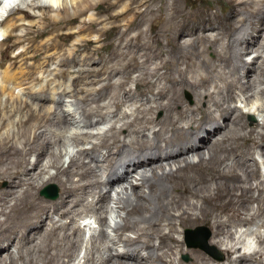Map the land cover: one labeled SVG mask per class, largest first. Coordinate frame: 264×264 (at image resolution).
<instances>
[{
	"label": "bare ground",
	"instance_id": "6f19581e",
	"mask_svg": "<svg viewBox=\"0 0 264 264\" xmlns=\"http://www.w3.org/2000/svg\"><path fill=\"white\" fill-rule=\"evenodd\" d=\"M13 1L17 2L2 1L0 16ZM42 1L45 8L66 16L62 21L64 26L74 22L75 18L63 7V0ZM227 1L229 11L218 15L202 9L187 10L182 7L181 0H97L94 4L88 0H72L80 15L100 11L90 15L76 30L61 36L63 41L80 36L70 49L62 51L66 60L75 62L80 47L86 49L93 42L86 38L87 34L99 35L95 43L100 42L104 32L113 40L106 57L108 63L99 50L80 56L83 64L89 61L96 66L77 70L79 75L72 83L73 90L61 94L69 97L67 95L74 91L83 93L81 84L94 81H85L84 73H94L96 83L102 80L106 83L94 91L97 99H87L89 94H81L78 99L84 107L74 101L70 104L73 109L69 107L65 111L63 100L54 107H46L40 103L45 99L34 97L44 93V88L28 89L24 96L31 95L32 102L24 101L23 95L13 94V89L25 86L29 79H38L23 68L13 72L14 66L2 73L0 93L7 95L11 106H5L7 110L0 107V264H34L36 255H50L51 242L56 237L64 240L66 246L56 251L57 262L53 258L56 263L50 256L46 263L43 258L41 264H64L62 259L74 254L80 228L73 224L71 228L69 224H57L51 216H66L74 223L75 216L92 207L98 221L105 225L110 200L116 201L125 214L120 219L122 225L114 222L115 239L103 230L100 232L99 242L108 253L104 260L98 261L100 264H264V234L251 230L260 218L262 222L256 225L264 228V180L255 182L259 166L253 160L254 151L264 147V117L257 126L262 131L246 130L242 111L229 105L236 96L234 89L247 96L256 81L263 82L264 59L257 66H253L257 63L254 60L249 68L245 57L256 47V52L264 51L263 41L259 42L263 38L260 33L264 29V0ZM251 4L255 7H250ZM100 14L103 16L95 17ZM142 24L148 26L146 31L140 28ZM5 28L10 30L13 24ZM162 39H166V44ZM249 40L253 41L252 45ZM61 46V43H53L46 48L56 54ZM35 56L34 53L30 55ZM140 66L147 67L148 71L133 78V92L125 85L129 83L130 73ZM121 71L124 76L115 75L118 78L112 81L113 72ZM216 73L221 83L211 84V77ZM58 74L63 75L65 71ZM111 87L117 91L110 96L108 105L116 112L130 103L129 106L134 107L133 120L118 129L114 123L103 134L82 136L79 132L84 122L80 119L81 113L83 120L96 115L95 112H99L97 116L101 120L112 113H102L104 105L85 107L98 103L103 91ZM185 90L194 93V102L206 99L207 107H192L183 98ZM222 91H225L224 97ZM136 97H142L139 106ZM33 104L39 107L38 111L32 108ZM156 110L162 111L160 119L151 116ZM256 110L264 113V106ZM134 112L141 116L133 115ZM122 115V118H129L126 113ZM155 127L158 129L154 130ZM123 130L132 137L128 143L121 137ZM147 130L151 131V137L145 134ZM241 130L246 132L238 135L236 132ZM109 132L113 134L108 138ZM64 133H70L75 143L94 136L102 140L89 150L77 152L80 163L71 158L68 167L63 168L62 156L56 147L60 146ZM102 149L106 151L104 156L100 155ZM31 156H34L33 162L29 161ZM85 159L88 162H84ZM48 168L55 170L54 179L61 187L57 204L63 208L69 205L71 209L67 208V212L65 208L60 211L56 203H46L36 196L45 183L43 175ZM133 175L140 184L133 185ZM74 176L80 184L74 183ZM3 182L6 186L1 188ZM103 187L110 191L117 187L115 198H111L110 191L102 194ZM85 195L96 197V200L84 203ZM199 227L211 231L209 244L225 255L222 262L216 260L213 247L207 246L201 251L185 246V239L187 241L193 234L190 231L196 232ZM127 231L134 232L135 237H126L124 232ZM178 234L184 239L178 238ZM251 235L257 249L249 253L241 251ZM110 242L112 246L121 243L123 253L112 254ZM185 254L190 256L187 263L180 258Z\"/></svg>",
	"mask_w": 264,
	"mask_h": 264
},
{
	"label": "rangeland",
	"instance_id": "374dc122",
	"mask_svg": "<svg viewBox=\"0 0 264 264\" xmlns=\"http://www.w3.org/2000/svg\"><path fill=\"white\" fill-rule=\"evenodd\" d=\"M2 1L3 0H0V4H2ZM25 1L21 2V1L17 0V2L9 3L10 5L7 8V12H4L3 13L4 15L0 16V86L3 84L2 79H1L2 73L5 72L6 69L9 68L10 66H14L13 72H17V70L19 68H21L20 70L24 69V71L26 70L25 72L29 71V73H31V74H29L30 76L32 75L33 78L38 79L37 81H33L32 79H29V80H27L25 86L17 87V88L13 87L14 88L13 94L14 95L18 94L21 96L23 95L22 99L24 101L27 100L29 102L31 100V98H33L31 95L24 96V93L27 92L28 89L31 88V89H34L35 91H37V90H40L41 88H44V89H46L47 92L45 91L44 93H38L39 95L37 94L34 97H37L41 100L45 99V101H42L40 103L44 104L46 107H52V106L54 107V105L58 101H62V100L65 101L64 102L65 105L63 104V110H65V111H67L69 109V107H70V110L73 109L70 106V104H71V102H74V101L76 102L77 105L79 104L80 107H84V104L78 99L81 97V94L82 95L86 94V96L89 94L87 99H94L97 97L96 92H94V91H97L98 89L101 88V86L104 83H106V81H103V80L96 83L97 81H95V77H94L95 74L94 73H91V74L84 73L85 75H83V77L86 76L85 78H87L85 81H87V80H89V81L94 80V81H93V83L92 82H90V83L86 82V84H83V83L81 84V87L84 90L83 93H76L74 91L76 96L74 93L71 94L74 97H72L71 95H67L69 97H65L64 95H61V94H63L62 92H64V91L70 92L73 90L72 83L74 82L75 78L79 75L77 70H80V69L85 70V69L92 68V67L94 68L96 66V64L92 65L89 61L87 62V64L89 63L88 65L83 64L82 62L79 61L80 56L85 54V52L88 53V52H95L96 50H99V52H101L104 55L105 61L108 63V59L106 60V57L108 56L109 52L112 49V45H111L113 43L112 36L108 32H104L100 36V42L95 43V41L98 40L99 35L94 34V33H91L89 35L86 33L87 34L86 38L90 39L94 43L93 42L90 43L86 49L84 47H80L81 49L79 52H77V56H76L77 61L75 60V62H70L69 60H66L62 56V51L64 52V51L70 49L72 47V45L75 43L76 39L80 38V36L74 35L71 38H68L66 41H63L61 39V36L64 35V33L76 30V28L82 26V24H84L88 21V17L90 15H92V14L95 15L100 10L89 11L88 13L86 12L84 15H80L76 11L75 6L72 3V0H63V4H62L63 7L68 11V14L70 16L75 18L74 22L64 26L62 21L66 18V16H64V14L62 12L52 11L48 8H45L43 6L44 2L42 0H25ZM181 1H182V3H181L182 7H186L187 10L188 9L189 10L202 9V10H207L211 14L225 15L226 12H228L230 9L229 8L230 6H229V3L227 0H181ZM88 2L91 4H94L97 2V0H88ZM253 6H254L253 4L250 5V7H252V8H253ZM101 16H103V14L97 15L95 17L98 18ZM9 23L13 24V28L10 30H6L5 26ZM143 26H144V28H143ZM98 27H100V26H98ZM140 28L142 30L146 31L148 26L142 24V26H140ZM133 32L134 31H132V33ZM260 34L262 35L263 38L259 39V42L261 43L263 41L262 43L264 44V29L262 30V32ZM53 43H59V44L61 43L62 44V46L60 47L61 50L59 49V53L54 54L51 49H48L49 46ZM162 43L166 44V39H162ZM252 43H253V41L249 40V44L252 45ZM46 47H48V48H46ZM256 48H258V47H256ZM256 48L253 49V52L250 51L248 53V55L245 57V61L248 63L249 68L252 67V64L251 65H249V64L251 62H254V60L257 63H254L253 66H255V65L257 66L264 59V51L262 49H259L258 50L259 52H256L257 51ZM29 52H31V53H29ZM33 53L36 54V56L34 58L30 57V55ZM96 58L97 57L94 56V59H96ZM90 65H92V66H90ZM98 65H100V64H98ZM142 67L140 66V67L134 69L132 71L133 73H130L129 79L131 81L129 80L128 81L129 83H126V85H125L126 89H130L131 91L135 92L134 79H137L136 78L137 75H139L142 71H143L142 73H144V71H146V70L148 71L147 67H145L146 69L144 68V66H142ZM149 68H152V67L149 66ZM137 69H139V70H137ZM61 70L65 71V74H63V75L58 74L59 71H61ZM242 73H244V72L242 71L241 75H243ZM119 74L121 76L122 75L124 76V74H122V71H121L119 73L113 72V77L115 75L118 76ZM216 75H217V73L212 75L211 84H220L221 83L220 77H218L219 74H218V76H216ZM217 77H218V79H217ZM117 78L118 77L115 76V78H113L112 81H115ZM188 78H189V75H188ZM262 80H263V82L262 81H259V82L256 81L255 86L252 89L253 91L251 90L252 92L251 91L248 92L247 96L241 94V92H239L238 89H234V92H235L234 96L235 95L236 96H235L234 101L230 102V104H229L232 109L236 108V109H239L240 111H242V113L244 115L243 120L246 122V124H245V126H246L245 129L247 128L246 130L254 129L257 132L262 131L261 128H259L257 126L261 125L262 119L264 117V113H260L259 111L256 110L259 106H264V92L262 93L263 95L261 94V91L264 88V79H262ZM213 81H214V83H212ZM218 81H220V82L218 83ZM87 83H89V84H87ZM10 87H12V86L10 85ZM87 89H89L88 92L86 91ZM116 91H117V88H115V87H113V88L111 87L109 89L107 88L106 90L103 91L104 92L103 96L98 103H92V105L89 104L88 106H85L86 109H91V108L96 107L97 106L96 104H98L100 107L104 105L103 108H101L102 109L101 112L105 113V112L111 111L112 113H109L110 115H108V116L106 115V117H104L105 118L104 120H101L100 117L97 116L99 112H95L96 115H93L89 119H84V120H83V117L81 115L82 113H81L80 119L84 122L81 123V126L79 127V129L81 131L79 130V132H80V134L83 133V135L81 134L82 136H84L85 133H87V134L93 133L94 135H97V133L103 134V133L107 132L109 130V128L114 125V123H117L116 125H117V129H118L123 123L130 122L133 120L131 113H133L132 111H133L134 107L129 106L130 103H128V105L125 104L126 107L125 106L120 107L121 109L119 108V110H117L116 112H114V108H112L111 106L108 105V100L110 99V96L112 94H114ZM222 93H224V95H223V97H224L225 91H222ZM146 96L149 97L150 95H146ZM194 96L195 95H194V93L192 94V91L185 90L183 92V98L185 99V101L187 103L191 104L192 107H194V108H198V107L206 108L207 107L206 99H203V101L197 103V102H194V101H196V96L195 97ZM219 97L222 99L223 98L222 94H219ZM219 97H218V99H220ZM246 97L248 98V100H245ZM136 99L138 101L139 99H142V97H136ZM52 100L55 103L52 102ZM141 101L142 100H139V103L137 104V106L140 105ZM30 102H32V101H30ZM5 106L7 108H9L11 106L10 101H9L7 95L4 96L0 93V107L5 108L7 110V108ZM34 107H35V109H34ZM32 108L35 111H38V109H39V107L36 106L35 104L32 105ZM213 108L214 107H211V110L215 114L216 111ZM98 110H100V108ZM119 112H121V115ZM137 112L136 113L134 112L133 115L141 116V114L137 113ZM79 113H80V110H79ZM116 113H118V115ZM122 113H126L129 116V118H122V116H123ZM77 116L79 117V115H76V117ZM151 116L155 117L157 119H160L162 117V111L156 110L152 113ZM16 118H18V117H16ZM98 119L100 120L99 124H96V121ZM90 122L92 123L91 125H90ZM155 129L157 130L158 127H155L154 130ZM246 130L237 131L236 133H238V135H242L243 133L246 132ZM124 131L125 130H123L121 137L124 141H126V143H128L132 137L129 136L126 131L125 132ZM70 132H72V131H70ZM262 132H264V128H263ZM150 133H151L150 130L145 131V134L149 135ZM112 134L113 133L109 132L108 138ZM149 136L151 137L152 135L150 134ZM85 140L86 141H83V142L78 141L77 143H75L74 138L72 136H70V133H64L63 134L62 139L60 140V146L56 147L58 149L57 152H60V155L62 156L61 165L63 166V168L68 167L71 158L73 160H76V161H77V159H79L76 155L79 150L91 149L93 145L100 144L101 143L100 140H102V138H100V136H94V137H91V138H88ZM263 152H264V147H263V149H256L254 151V154H253V160L259 166L257 179L255 182H257L258 180H264V153ZM105 154H106V151L104 149H102L100 152V155L104 156ZM244 156H246L247 159L250 158L247 154H245ZM242 159H245V157L242 156ZM29 161L33 162L34 156H31L29 158ZM84 162H88V159H85ZM77 163H80V160H78ZM249 163H252V161L249 160ZM55 173L56 172L53 168H48L47 173L43 175L45 183L39 190H37L36 196L38 199L43 200L46 203H54V204L56 203V205H57L58 209H60V211H65V209H66L65 212H67L69 209H71V208H69V205L68 206L66 205V207L64 206V208H65L64 209L63 206H61L60 204L59 205L57 204V203H59L60 197H61V187L58 184V181H56L54 179ZM50 178H53V179L48 181ZM73 181L75 184H80L79 179L76 176L73 177ZM131 181H132L133 185L140 184V182L136 181V175H133V178H131ZM255 182L252 181V183H254V184H255ZM5 186H6V184L3 182L1 185V188H4ZM50 186L51 187L53 186L57 190V197L55 199H46L40 194L43 190H45L47 188H48L47 191H49V194H51L52 189H49ZM117 189H118L117 187H114V190H117ZM114 190L110 191V189L108 187H103L101 193L106 194L108 191H110L111 198H115L116 193ZM85 197L84 198L86 200L82 201L84 203H87V202L91 203L92 200H94V201L96 200V197H93V198L87 197V195H85ZM262 198L264 199V190H263ZM69 199H72V196H69ZM107 204H108L107 205L108 206L107 214H105V215L107 216L108 219H107V223L105 225H102L98 221V219L96 217L97 214L93 213L94 209L92 207H91L92 209L90 208L88 210L81 211V213L79 215L75 216L74 223L70 222V219L66 218V216L61 217L60 215H55V214H53L51 216L53 221H55V222L58 221L57 224H60V223L69 224L70 228H71V225L73 224V225L80 228L79 241L77 243H75L76 246L73 244L76 247V248L74 247L75 251L73 249H71L74 251L73 252L74 254L71 258H63L62 262L63 263L65 262L64 264H100V262H98V261H102L107 257L108 253L106 254V251L104 249L105 246L103 245V243L99 242V239H100L99 234L103 230V231H105V234H108V236L110 238L115 239V233L113 231L114 222H117L120 225H122V222L120 219L122 217H124V214H125V212H123L121 210L120 205L116 204V201L110 200L109 203H107ZM253 206H255V204H253ZM76 207H79V206H76ZM67 208H68V210H67ZM260 219H261V221L256 220L255 225L256 224L258 225L262 222L263 218H260ZM257 221H259V222H257ZM255 225L251 227V230L255 231V229H256L257 231H259V234L263 235L264 234V228H261V227H258L257 225L255 226ZM69 230H67V233H69V234L72 233V231L70 232ZM240 230L241 229H238V231H240ZM61 232L62 231H59L60 235H62V233H63V232L62 233ZM190 232H192L193 234H191L190 236L187 237V239H188L187 241L185 239V246L187 248L205 251L207 246L213 247L212 245L209 244V240L211 237V231L207 227H199L196 232L195 231H190ZM124 234L126 237H130V238L135 237L134 232L127 231V232H124ZM175 236H177V234H175ZM56 238L59 240H57ZM56 238H54L51 242L53 244L50 246V255H41V256L36 255V258L34 259L35 260L34 264H37L38 262H39L38 264H41V262H42L41 260H43V258L45 260V261L43 260V263H46L50 259L49 258L50 256L52 257L51 259L54 262V259L56 257L54 255L56 253H58L59 250H61L60 247L66 246L65 245L66 242L64 240H62L59 237H56ZM178 238L181 239V238H183V236L178 234ZM254 239L255 238L252 235L250 237L248 236L247 241L244 242L245 245L243 244L244 249H242L241 251L249 253V252H253L254 249H257L258 245L256 243V240H254ZM56 242H57V244H56ZM46 245H48V243H46ZM108 245L112 246V243L110 242V243H108ZM112 247H113L112 254L123 253V251H124L123 250L124 248L122 247L121 243H119L115 246H112ZM213 248H215V247H213ZM55 249H57V250H55ZM11 250H13L12 247H11ZM56 251H58V252H56ZM212 251H213V254L215 255V258L217 261L222 262L224 260L225 255L220 250H217L215 248ZM141 254H143V252H141ZM44 256H46V257H44ZM180 258L185 263L190 261V256L188 254L182 255ZM263 258H264V256H263ZM55 261L57 262L56 259H55ZM56 262H54V263H56Z\"/></svg>",
	"mask_w": 264,
	"mask_h": 264
},
{
	"label": "water",
	"instance_id": "95a60500",
	"mask_svg": "<svg viewBox=\"0 0 264 264\" xmlns=\"http://www.w3.org/2000/svg\"><path fill=\"white\" fill-rule=\"evenodd\" d=\"M47 189L43 190L40 194L46 199H55L57 197V190L53 186H50L49 189H52V193L49 194V191H47Z\"/></svg>",
	"mask_w": 264,
	"mask_h": 264
}]
</instances>
